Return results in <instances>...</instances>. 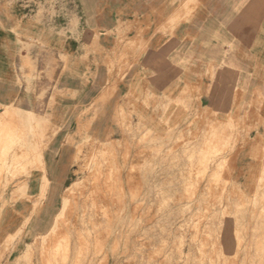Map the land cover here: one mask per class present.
<instances>
[{"label":"crops","instance_id":"0c3cea01","mask_svg":"<svg viewBox=\"0 0 264 264\" xmlns=\"http://www.w3.org/2000/svg\"><path fill=\"white\" fill-rule=\"evenodd\" d=\"M56 1L67 47L33 41L18 27L24 15L0 0V129L13 142L0 155L7 259L46 233L78 176L83 140L120 138L129 99L194 100L195 112L246 118L250 137L264 141V0ZM17 143L39 148L41 165L17 173Z\"/></svg>","mask_w":264,"mask_h":264},{"label":"rangeland","instance_id":"374dc122","mask_svg":"<svg viewBox=\"0 0 264 264\" xmlns=\"http://www.w3.org/2000/svg\"><path fill=\"white\" fill-rule=\"evenodd\" d=\"M7 1L33 41L67 47L56 0ZM188 103L129 99L118 140L86 138L77 149L78 176L46 233L16 243L10 259L13 240L1 246L0 264H264V141L246 118ZM2 144L8 155L13 142ZM20 149L17 173L41 165L39 148Z\"/></svg>","mask_w":264,"mask_h":264},{"label":"bare ground","instance_id":"6f19581e","mask_svg":"<svg viewBox=\"0 0 264 264\" xmlns=\"http://www.w3.org/2000/svg\"><path fill=\"white\" fill-rule=\"evenodd\" d=\"M10 130H12V129H10ZM0 155L2 154V155H5L6 154V152L4 153L3 152V150H2V148L4 147V145L2 144V142H3V140H4V136L6 137L5 138V140H8V137L10 136V131L8 130L6 133H4V132H1V129H0ZM3 146V147H2ZM18 145H16V149H14V153H13V155H12V160H11V167L13 168H16V170H18V169H20L19 167L20 166H17V164H18V160L16 159L15 160V156L18 154V153H20V150H22V149H20L19 147H17ZM103 147V146H102ZM96 149V148H95ZM97 150V149H96ZM103 150V149H102ZM101 152V151H100ZM95 155V154H94ZM101 156V155H100ZM97 157V156H96ZM105 159V158H104ZM104 159H102V160H104ZM97 160V159H96ZM99 164V163H98ZM101 164V163H100ZM103 166V165H102ZM97 168V167H96ZM97 171V170H96ZM94 172V171H93ZM98 173L99 174H101L99 171H98ZM97 173V174H98ZM96 174V173H95ZM106 174V173H105ZM92 176V175H91ZM96 176V178H98L99 176H97V175H95ZM111 176H113V174L111 175ZM104 178V177H103ZM110 178H112V177H110ZM114 179V178H113ZM119 180V179H118ZM130 180V179H129ZM97 182V181H96ZM109 182V181H108ZM117 182V181H116ZM98 183V182H97ZM114 183H115V181H114ZM119 183V182H118ZM131 184V183H130ZM114 186L116 185V184H113ZM98 186V185H97ZM110 186V185H109ZM100 187V186H99ZM104 187V186H103ZM105 187H107V186H105ZM94 188H95V186H94ZM111 190H113V189H111ZM99 191V190H98ZM109 191V190H108ZM107 191V192H108ZM102 193L103 192H101V194L99 193V195H102ZM114 193V192H113ZM109 195V194H108ZM96 197V196H95ZM99 197V196H98ZM101 197V196H100ZM109 197V196H108ZM97 198V197H96ZM102 198V197H101ZM104 198V197H103ZM102 198V199H103ZM113 198V197H112ZM105 199V198H104ZM98 202H100V201H98ZM101 202H102V200H101ZM110 202V201H109ZM106 205H107V203H106ZM108 209V208H107ZM106 209V210H107ZM108 210H110V209H108ZM93 212V211H92ZM95 212V211H94ZM139 215V214H138ZM87 216V215H86ZM95 218V217H94ZM97 220V219H96ZM108 221V220H107ZM89 222H90V220H89ZM94 223V222H93ZM136 225V224H135ZM134 227V226H133ZM132 227V228H133ZM140 227V226H139ZM141 230V229H140ZM121 236V235H120ZM45 240H47V239H45V238H43V241H45ZM119 240V239H118ZM209 245V244H208ZM116 248V247H115ZM133 248V247H132ZM94 252V251H93ZM176 256V255H175ZM127 257V256H126ZM119 259V258H118Z\"/></svg>","mask_w":264,"mask_h":264}]
</instances>
